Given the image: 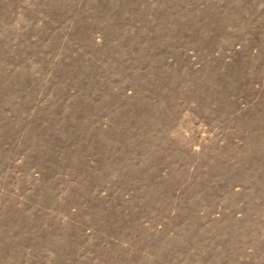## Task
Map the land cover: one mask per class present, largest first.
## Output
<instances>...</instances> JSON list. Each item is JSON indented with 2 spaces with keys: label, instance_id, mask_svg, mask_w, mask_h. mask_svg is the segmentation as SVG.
Returning <instances> with one entry per match:
<instances>
[{
  "label": "rangeland",
  "instance_id": "374dc122",
  "mask_svg": "<svg viewBox=\"0 0 264 264\" xmlns=\"http://www.w3.org/2000/svg\"><path fill=\"white\" fill-rule=\"evenodd\" d=\"M0 264H264V0H0Z\"/></svg>",
  "mask_w": 264,
  "mask_h": 264
}]
</instances>
